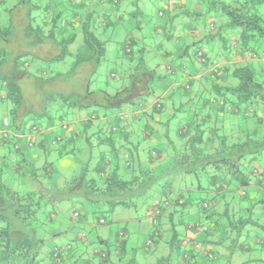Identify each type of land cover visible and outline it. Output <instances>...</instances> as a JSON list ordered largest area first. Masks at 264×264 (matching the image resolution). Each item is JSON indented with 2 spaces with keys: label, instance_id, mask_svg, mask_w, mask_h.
<instances>
[{
  "label": "clouds",
  "instance_id": "obj_1",
  "mask_svg": "<svg viewBox=\"0 0 264 264\" xmlns=\"http://www.w3.org/2000/svg\"><path fill=\"white\" fill-rule=\"evenodd\" d=\"M215 4H17L22 23L0 26V264H182L169 233L205 229L209 264H264V211L241 230L226 186L264 188V0ZM205 174L224 180L209 219L190 194Z\"/></svg>",
  "mask_w": 264,
  "mask_h": 264
},
{
  "label": "trees",
  "instance_id": "obj_2",
  "mask_svg": "<svg viewBox=\"0 0 264 264\" xmlns=\"http://www.w3.org/2000/svg\"><path fill=\"white\" fill-rule=\"evenodd\" d=\"M7 1L8 0H0V6H2L3 4L7 3ZM207 2L210 4V6L213 9H215V7H216L215 0H207ZM68 3L72 4V0H68ZM17 4H24V0H19L17 2H14L13 3V7L10 8V9L4 10V11H0V26H3V29L5 30V32H7L8 30H14L15 27L18 26L23 21V14H22L21 8L17 7ZM34 7H36V6H34ZM63 11H64V8L61 9L59 12H57L56 19L53 21V24H55L59 20V18H60V16H61ZM72 14L73 15H78L79 14L78 10H76L74 8ZM111 26H112L111 25V21H109L108 24H107V27L110 28ZM84 51H86V49L82 50V52H84ZM234 75H235V73H234ZM252 76H253V73L250 72V71L247 72L246 74H244V78L249 80V81L252 79ZM256 88L257 89L261 88V85L259 83H257L256 84ZM4 147H6L7 150L8 149H15L16 145L8 143V144H5ZM253 159H255V158H253ZM220 162L221 163H225L226 161L223 158H221ZM113 167L114 168L116 167L115 164H113ZM232 167H234V165H232ZM253 168H254L255 171H259V169L256 167V165H253ZM217 170H218V167H217ZM236 171L238 172L239 169H236ZM195 184H196L195 192H198L200 194L201 193L204 194V197L201 196L199 198V200H200L201 204L204 205V210L208 213V215H206V216L209 219L210 218L209 216H212V214L210 212H212V208L215 207L214 203L217 201L218 198H222L221 197V193L224 191V189L222 187H219V190H217V192L215 191L212 195L208 196L207 194L209 192H211L215 187H217L218 184H224V180H223L222 177H217V176L208 177L207 174H205L203 177H199V176L196 177ZM226 186L228 187L229 191L234 192V199H236V201H237V203L234 205V209H237V211H239L241 203L245 202L243 200L247 196V193L243 192V189L248 187V186H251V184L243 176L237 177V176L233 175L232 180L230 182H228V184ZM254 187L261 188L260 187V181H257V184ZM184 190L190 191V189H184ZM241 193H243V194H241ZM6 194L7 193H5V195ZM190 194H191V197L193 199H195L193 197L191 191H190ZM246 202L244 203L245 204V208H246V210H249V206L246 205ZM182 203L186 206L188 201H185L184 198L181 197L177 201V207H179ZM208 205H212V207L209 208ZM228 210L229 209L227 207L224 208V216H225V214H228ZM19 212H20V209H17L16 210V214L19 215ZM35 212H36V209H28V210H25V215L31 217V216L35 215ZM245 220L246 221L239 220V222L241 221L240 224L244 225V224L248 223V224H253L255 226L258 225L257 221H255V220H252V219L249 220V218L245 219ZM12 231H15V230L14 229H9L8 231H5L3 233V235L7 236ZM200 233L203 234V235H206V236L208 235V232H207L206 229L204 231L200 232ZM254 241L259 243V244H261V242L263 240L259 239L258 241H256V239H255ZM254 241H252V242H254ZM8 246L15 247V237H13V239L9 241V245ZM189 252L191 254L188 255V260L187 261H184V256L187 255V254H184L182 256V260H183L182 264H185V263L195 264L194 263L195 258H194V253H193L192 249L191 250L189 249ZM207 253H209V254H207L208 257L209 256L213 257L212 253H210L208 251H207ZM102 258L105 259L104 257H102Z\"/></svg>",
  "mask_w": 264,
  "mask_h": 264
},
{
  "label": "rangeland",
  "instance_id": "obj_3",
  "mask_svg": "<svg viewBox=\"0 0 264 264\" xmlns=\"http://www.w3.org/2000/svg\"><path fill=\"white\" fill-rule=\"evenodd\" d=\"M17 1H19V0H8L7 3L13 4L14 2H17ZM35 6L37 7V9L40 7L39 5H35ZM61 9H63V7L58 5L57 6V12H59ZM133 19H135V17H133ZM82 50H84V49H82ZM5 150H7L6 147H5ZM256 167L260 170L259 165H256ZM243 192L247 193V196L245 197V199L243 201H245V202L247 201L249 204L246 203V205H248V206L251 205V207L249 206V210H246L245 204H244L245 202H243V203H241L240 210L237 211V209H234V211L237 213V215L240 217V220H242V221H246L245 219H248V218H249V220L250 219L254 220L252 218V216L254 215V213L252 212V209L256 208L257 213H255V215H257V219H255V221H257V223H258V219H259L258 213L261 211H264V188H256V187L251 185V186L244 188ZM201 196L204 197V194H201ZM233 208H234V206H233ZM85 211L88 214H91L94 216L96 224H102L101 217L99 215H96V212L99 211L98 208L94 209L92 206H87ZM228 212H229V210H228ZM118 215L121 219H123L126 216V213L121 212ZM227 219H228V214H225V216L222 217V221L227 220ZM107 223L113 224V220H107ZM239 223H241V221ZM248 225H249L248 223L244 224V225L240 224L241 230H243V228L247 227ZM251 225H253V224H251ZM253 226H255V225H253ZM228 227L229 228L232 227V224L230 221H229ZM262 230H264V229H262ZM124 231L127 232L126 229ZM175 233L176 232L169 233V241L168 242H169V245H174V250L181 254V260H182V256L185 254L182 252V248L185 245L186 240H185V237L178 238L179 234L176 233V235H175ZM255 239H256V241H258L259 239L264 241V238H261L258 235L253 237L252 241H254ZM99 242H100L101 246H104V241L102 239H100ZM253 246L254 247H260V246H264V245H262V243L259 244V243L254 241ZM98 258L103 260L102 257H98ZM73 264H77V262H73ZM79 264H87V261L86 260H79Z\"/></svg>",
  "mask_w": 264,
  "mask_h": 264
},
{
  "label": "crops",
  "instance_id": "obj_4",
  "mask_svg": "<svg viewBox=\"0 0 264 264\" xmlns=\"http://www.w3.org/2000/svg\"><path fill=\"white\" fill-rule=\"evenodd\" d=\"M189 3H191V0H189ZM187 50L185 49V52H186ZM253 186V185H252ZM217 190H219V187H215L211 192H209L207 195L209 196V195H212L215 191L217 192ZM201 194H203V193H201ZM201 194L200 193H198V192H192V195H193V197L195 198V199H199L200 197H201ZM241 194H243V193H241ZM235 201H236V199H235ZM236 203H237V201H236ZM246 203H248V202H246ZM249 204V203H248ZM214 205H215V203H214ZM239 206V205H238ZM214 212V213H213ZM215 212H216V208L215 207H213L212 208V212H210L212 215H214L215 214ZM207 216H205V219H208V217L206 218ZM209 217H211V216H209ZM219 228H220V230H223V224L221 223L222 222V217L221 218H219V219H217V220H215V221H213ZM175 235H176V233H175ZM185 244H188L190 247H189V249L191 250L193 247H195L198 243H200V242H202L203 240H204V238H206L207 236L206 235H203V234H201L200 232L199 233H196L195 234V236H193V235H191V234H186L185 236ZM207 251L208 252H210V253H212L213 254V257H215V252H214V250L212 249V248H209V247H205V248H203L202 249V251L201 252H199V253H197V252H194L193 251V253H194V258H195V261H194V263L195 264H209V261H208V255L207 254H209V253H207ZM185 264H189V263H185Z\"/></svg>",
  "mask_w": 264,
  "mask_h": 264
}]
</instances>
